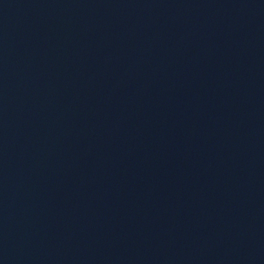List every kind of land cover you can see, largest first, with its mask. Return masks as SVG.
Instances as JSON below:
<instances>
[{
	"label": "water",
	"instance_id": "95a60500",
	"mask_svg": "<svg viewBox=\"0 0 264 264\" xmlns=\"http://www.w3.org/2000/svg\"><path fill=\"white\" fill-rule=\"evenodd\" d=\"M0 264H264V0H0Z\"/></svg>",
	"mask_w": 264,
	"mask_h": 264
}]
</instances>
